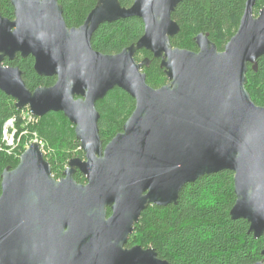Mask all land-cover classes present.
<instances>
[{"label":"water","instance_id":"95a60500","mask_svg":"<svg viewBox=\"0 0 264 264\" xmlns=\"http://www.w3.org/2000/svg\"><path fill=\"white\" fill-rule=\"evenodd\" d=\"M183 0H97L83 24L68 28L58 0H10L14 19L0 17V91L32 116L62 113L84 157L53 178L37 142L0 176V264H168L153 248L126 247L149 206L176 205L184 186L233 173L232 220L254 239L264 234V107L245 89L248 67L264 56V6L246 0L236 33L219 51L208 34L197 51L173 48L180 32L172 13ZM141 20L139 40L115 55L93 50L98 27ZM141 50L160 60L167 84L153 89L135 60ZM32 57L51 87L29 91L17 67ZM115 88L134 102L122 131L105 146L96 102ZM85 177L77 184L75 172ZM107 210L110 211L108 215ZM264 258V248L261 252ZM254 264H264L260 261Z\"/></svg>","mask_w":264,"mask_h":264},{"label":"trees","instance_id":"16d2710c","mask_svg":"<svg viewBox=\"0 0 264 264\" xmlns=\"http://www.w3.org/2000/svg\"><path fill=\"white\" fill-rule=\"evenodd\" d=\"M121 7L129 8L133 0H118ZM97 0H58L63 10V19L68 28L80 27ZM246 0H183L172 13L180 32L170 40L173 48L196 52L194 38L208 34V39L219 51L236 33ZM264 6V0H257L253 8L256 16ZM0 17L14 19L10 0H0ZM144 26L138 18H127L98 27L91 39L93 50L104 55H115L136 43L143 35ZM151 62L142 69L146 83L153 89L167 84V78L160 69V60L153 59L149 52L141 50L135 60ZM4 65L17 67L29 91L38 87H51L53 77H40L33 69L32 57L14 61L4 60ZM245 89L256 106L264 107V56L258 60L257 71L251 66L246 74ZM135 102L123 91L115 88L102 100L96 102L99 114L98 129L105 146L122 131L124 123L134 110ZM25 111V110H22ZM15 107V101L0 91V176L5 168L14 169L24 144L34 136L41 142L44 159L49 163L51 174L61 179L68 162L84 157L75 138L74 127L62 113H49L35 118L27 127V133L20 129L22 120ZM16 119L17 136L22 149L16 156L3 154L1 133L4 124ZM77 184L85 183V177L75 172ZM1 183V178H0ZM1 192V189H0ZM235 202L233 173L223 171L204 176L183 187L176 205L166 207L149 206L141 214L139 223L129 237L126 247L153 248L159 259L168 264H254L264 261V234L254 239L248 232L244 220H232L229 213ZM108 215L110 211L107 210Z\"/></svg>","mask_w":264,"mask_h":264},{"label":"rangeland","instance_id":"374dc122","mask_svg":"<svg viewBox=\"0 0 264 264\" xmlns=\"http://www.w3.org/2000/svg\"><path fill=\"white\" fill-rule=\"evenodd\" d=\"M28 109V108H27ZM29 113L27 112V110L20 114V119L22 120L23 124L21 123L20 125V129L23 130V134L27 133V127H30L32 123H29ZM12 123V125H11ZM34 123V122H33ZM10 126L8 129V132L1 133V144H2V148L3 149V154H5L6 156H10V157H15L16 154L18 153V150L22 149L23 146L20 145L19 142V137L17 136V127H16V119H13L12 122H9ZM5 125V124H4ZM3 131V129H2ZM11 141V142H10ZM32 142H37L41 148L42 151V145L41 142H39V140L34 136V134H32L31 137H29L28 141L26 142V144H24L25 150L29 147V145ZM16 145V147H9L8 145ZM129 248V247H128Z\"/></svg>","mask_w":264,"mask_h":264},{"label":"built area","instance_id":"2783aa9c","mask_svg":"<svg viewBox=\"0 0 264 264\" xmlns=\"http://www.w3.org/2000/svg\"><path fill=\"white\" fill-rule=\"evenodd\" d=\"M26 110H27V112L29 113V114H28V115H29V119H28V120H29V123H33L36 117L32 116V114H31V112H30L29 109H26ZM26 110H25V111H26ZM25 111H22V113H24ZM12 120H13V119L8 120V121L5 123V125L3 126V131H2V132H4V133L8 132L9 127H7V126H10L9 122H12ZM11 125H12V123H11ZM10 142H11V141H10ZM8 146H9V147H13L14 145L12 144V145H8ZM14 147H16V145H15Z\"/></svg>","mask_w":264,"mask_h":264},{"label":"bare ground","instance_id":"6f19581e","mask_svg":"<svg viewBox=\"0 0 264 264\" xmlns=\"http://www.w3.org/2000/svg\"><path fill=\"white\" fill-rule=\"evenodd\" d=\"M27 108H24V109H22V110H26ZM22 110H20V111H22Z\"/></svg>","mask_w":264,"mask_h":264}]
</instances>
